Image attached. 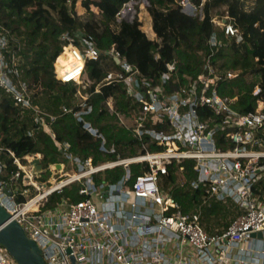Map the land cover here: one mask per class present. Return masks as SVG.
I'll use <instances>...</instances> for the list:
<instances>
[{
  "label": "built area",
  "instance_id": "built-area-1",
  "mask_svg": "<svg viewBox=\"0 0 264 264\" xmlns=\"http://www.w3.org/2000/svg\"><path fill=\"white\" fill-rule=\"evenodd\" d=\"M208 1L203 0L199 7L194 0H180V4L185 11L195 13ZM229 19L226 11L224 17L214 16L211 22L226 37L242 42V31ZM61 39L66 43L62 52L69 47L76 62L59 71L58 56L56 78L81 85L86 62L97 59L101 51L82 31L65 32ZM209 42L222 45L216 30ZM21 50L11 30L0 23V88L22 115L30 114L51 135L68 163L51 164L49 170L61 164V174L45 182L34 171L33 160L40 154L24 156L29 163H23L9 150L19 169L7 180L3 178L5 164L0 160V203L39 245L46 264H229L238 258L233 253L235 248L246 250L241 243L257 238L251 233L261 231L264 236V100L257 99L255 110L245 111L237 105V97L220 93L221 83L238 73L221 69L208 59L200 74L169 90L175 63H168V71L153 84L140 75L138 67L113 52L120 67L106 73L104 84L124 83L137 105L131 118L118 113L119 121L135 138H149L142 145L144 152L118 153L116 158L96 163L93 157L71 153L70 143L57 139L50 124L57 115L41 106L23 78L26 61ZM260 90L257 84L254 94ZM80 98L71 107L63 105V113H71L93 137L101 139L102 152L117 153L116 144L108 145L104 133L88 119L94 109L89 96L81 94ZM108 103L113 109L114 99L109 98ZM150 143L161 149H149ZM188 159L195 161L197 173L191 184L204 191L203 202L193 213L183 212L174 196L161 186L169 165ZM136 163H148L149 169L133 177L132 165ZM67 167L69 171H65ZM117 167L125 170L118 181L96 183L97 174ZM76 182L82 184L79 192L87 199L71 203L64 198L55 207L43 208L51 194L61 193ZM32 191L35 193L30 196ZM19 195L30 198L19 201ZM96 196L100 204L94 201ZM213 201L232 202L239 215L223 231L212 234L204 228L201 215L202 206ZM237 261L245 264L246 258ZM0 264H17L2 244Z\"/></svg>",
  "mask_w": 264,
  "mask_h": 264
},
{
  "label": "trees",
  "instance_id": "trees-1",
  "mask_svg": "<svg viewBox=\"0 0 264 264\" xmlns=\"http://www.w3.org/2000/svg\"><path fill=\"white\" fill-rule=\"evenodd\" d=\"M130 1L0 0V23L15 33L19 44L24 46L20 51L26 57L23 78L37 98L46 100L43 108L57 115L50 123L51 128L59 141L70 143L71 153L83 158L93 157L97 163L116 158L118 153L127 155L145 151L142 145L149 137L135 138L119 121L118 113L131 118L137 108L125 84H104L106 73L120 67L113 52H119L138 67L140 75L153 84L159 83L162 74L168 71V63H175L169 90L186 84L189 76L200 74L209 59L221 69L238 73L236 78L221 83L222 95L237 97V105L245 111L255 110L257 99L264 100V0H210L203 15L185 11L180 0H148L146 12L154 36L145 29V21L138 15L132 20H119L122 9ZM194 1L199 7L203 0ZM79 2L83 12L79 11ZM226 11L229 21L242 31V42L226 37L219 27L214 28L211 18L223 16ZM214 30L222 42L220 46L209 42ZM79 31L91 36L101 51L97 59L86 62L83 91L94 107L88 119L104 133L108 145L116 144L117 153L102 152L101 139L93 137L71 113H63L61 109L63 105H75L70 100L80 90L74 87L72 92L68 91L69 84L56 78L54 63L59 56L56 63L59 71L64 65L75 64L69 47L62 52L66 43L61 36L65 32L75 34ZM257 84L261 90L255 95ZM109 98L114 99L113 109L109 106ZM31 130H34L32 135L29 134ZM149 149L159 150L161 146L150 143ZM9 150L23 162L28 154H41L47 168L40 177L43 181L51 174V164L68 163L51 135L40 128L30 114L22 115L20 108L0 88V160L5 164L3 178L7 180L19 169ZM194 165L195 161L191 159L173 162L169 165V173L161 179L162 188L174 196L185 213L197 211L203 202L204 191L191 184L197 176ZM148 169V163L133 164L132 175L136 177ZM124 173L122 167L108 169L97 174L95 180L96 183L116 182ZM81 186L76 182L61 193L51 194L43 208L55 207L64 198L71 203L87 199L79 192ZM34 193L32 191L30 196ZM30 196L19 195L18 200L26 201ZM221 204L213 201L202 208L211 214L223 210Z\"/></svg>",
  "mask_w": 264,
  "mask_h": 264
},
{
  "label": "water",
  "instance_id": "water-1",
  "mask_svg": "<svg viewBox=\"0 0 264 264\" xmlns=\"http://www.w3.org/2000/svg\"><path fill=\"white\" fill-rule=\"evenodd\" d=\"M118 61V60H117ZM36 174L45 171L41 158L33 160ZM58 167L61 164H57ZM11 195L10 190H6ZM251 237L263 238V233H251ZM0 244L4 245L17 264H46L39 245L30 238L20 223L0 203Z\"/></svg>",
  "mask_w": 264,
  "mask_h": 264
},
{
  "label": "crops",
  "instance_id": "crops-1",
  "mask_svg": "<svg viewBox=\"0 0 264 264\" xmlns=\"http://www.w3.org/2000/svg\"><path fill=\"white\" fill-rule=\"evenodd\" d=\"M219 203H222L223 210H217L211 214H207L205 210L202 211L201 215L204 228L212 234L223 231L239 215L237 206L232 202ZM241 246L247 251H242L239 247L235 248L233 253L236 258H243L245 256V264H264V238H250L241 243ZM237 260H231L229 264H241Z\"/></svg>",
  "mask_w": 264,
  "mask_h": 264
},
{
  "label": "rangeland",
  "instance_id": "rangeland-1",
  "mask_svg": "<svg viewBox=\"0 0 264 264\" xmlns=\"http://www.w3.org/2000/svg\"><path fill=\"white\" fill-rule=\"evenodd\" d=\"M149 5V1L148 0H131L129 3H127L124 8L122 9L120 15H119V20L121 19H127V20H132L134 19V17H136L137 15L139 16L140 19L145 21V29L149 32H152V26H151V20L150 18H147V12H146V7ZM78 8L80 12L84 11V8L81 7L80 2L78 3ZM205 8L206 6H204V8L202 9L199 8L197 10H195L196 13H199L200 15H203V13H205ZM226 15V13L223 16L220 17H224ZM219 17V16H218ZM24 29V27H22V30ZM12 32V31H11ZM14 38H16L18 40V42L20 41L19 38L16 36L15 33H13ZM151 36H154V33H151ZM22 46V49H24V46ZM23 57L25 58L26 61V57L23 55ZM74 87L79 88L80 92L78 91L77 94L75 96H73L71 98V103L72 104H76L80 101V99L78 98L79 96H81V94L85 95L86 93L83 91V88L85 87V84H81V85H73V84H69L67 89L68 91L72 92V89ZM38 100L41 103V106L46 107V100L43 98H38ZM39 158L42 159V155H38ZM23 163H29V161L27 159H25V162ZM45 168V172H47V168L44 166ZM62 170V167H58L57 168H53L51 170V174L48 177V179L45 180V182H49V181H54L55 179H58L60 177V171ZM70 168L67 167L65 171H69ZM42 174H40L41 176ZM94 201L97 202L98 204H100V200L98 199V197H94Z\"/></svg>",
  "mask_w": 264,
  "mask_h": 264
}]
</instances>
